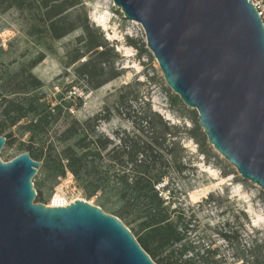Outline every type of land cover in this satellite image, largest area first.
Instances as JSON below:
<instances>
[{
  "label": "rangeland",
  "instance_id": "374dc122",
  "mask_svg": "<svg viewBox=\"0 0 264 264\" xmlns=\"http://www.w3.org/2000/svg\"><path fill=\"white\" fill-rule=\"evenodd\" d=\"M253 1L264 14V0ZM81 2L76 12L82 20L87 17L93 36L112 50L107 59L119 74L99 89H93L77 74L80 63L68 66L69 54L82 47L79 39L85 37L83 29L53 40L34 10L8 9L9 2L0 0V121L5 119L2 111L9 101L24 109L17 108L16 116L21 119L8 130L11 139L0 152V159L8 163L31 148L42 155L38 161L41 167L32 179L35 203L64 207L84 200L120 219L137 239L139 226L151 208L143 200L125 206L120 194L124 188L121 177L127 169L112 158L121 152L119 139L129 136L140 124L136 116L151 108L175 134L167 135L161 148L167 173L156 189L171 221L185 236L176 249L191 247L192 252L184 258L194 256L195 264H264V248L258 249V245L264 247V192L243 180L208 140L198 143L183 133L185 129H174L186 126L192 130L194 123L188 116L198 122V113L188 109L167 86L147 48L143 27L126 20L113 0ZM35 27L40 31L32 34ZM41 55L44 61L31 68ZM32 77L41 82L39 87L33 86ZM97 117L101 119L98 122ZM93 127L113 145L101 150L103 160L97 168L109 174L110 182L90 197L88 182L77 180L69 171L61 176L57 159L79 139L92 136ZM69 128L78 134L67 140ZM175 158L183 170L174 166ZM206 250L213 255L205 254L201 259Z\"/></svg>",
  "mask_w": 264,
  "mask_h": 264
},
{
  "label": "water",
  "instance_id": "95a60500",
  "mask_svg": "<svg viewBox=\"0 0 264 264\" xmlns=\"http://www.w3.org/2000/svg\"><path fill=\"white\" fill-rule=\"evenodd\" d=\"M209 144L264 192V21L251 0H113ZM6 138L0 137V152ZM41 163L0 159V264H156L120 219L35 203Z\"/></svg>",
  "mask_w": 264,
  "mask_h": 264
},
{
  "label": "trees",
  "instance_id": "16d2710c",
  "mask_svg": "<svg viewBox=\"0 0 264 264\" xmlns=\"http://www.w3.org/2000/svg\"><path fill=\"white\" fill-rule=\"evenodd\" d=\"M5 1L9 2L8 9L16 7L19 10H34L37 18L46 24L44 30L53 40H61L71 33L83 29L85 37L79 39L82 47L69 54L68 66L80 63L76 72L80 77L86 78L93 89H99L119 77L107 59L112 50L107 49L100 38L93 36L87 17L85 16L82 20L80 14L76 12L82 4L81 0ZM39 31L40 29L35 27L32 29V34H37L36 32ZM86 57L87 59H85ZM44 59L45 56L41 55L30 64V67L35 68ZM81 60L84 61L81 63ZM32 80L34 87L41 85V82L36 78L32 77ZM175 100L179 102V99ZM19 106L14 101H9L2 111L5 119L0 121V137L6 138L5 144H8L11 139V134L7 133L8 130L21 119L16 116ZM23 110V107H19V111L23 112ZM136 119L140 121V124L136 125L135 131L129 136L124 135L121 138L118 136L122 143L121 152L112 158L121 168L127 169V172L121 177L124 188L120 194L125 206L129 207L136 201L143 200L151 208L148 218L139 226L141 235L136 240L156 264H195L194 256L184 258L192 252L191 247L185 246L176 249L184 241L185 236L171 221L168 209L163 207L164 201L156 189L157 184L167 173L165 170L167 162L160 154L161 148L165 145L166 136L175 134L170 132L171 126L168 125V122L164 121L159 114L153 113L151 108L145 110L144 113L140 112ZM188 119L194 123L192 130L186 126H176L174 129H185L183 133L191 135L198 143H206L207 138L198 122L191 116H188ZM100 120L98 117L96 118L97 122ZM95 127L91 130L92 136L79 139L74 147H67L57 159L61 167V176L69 171L77 180L88 182V187L92 190L89 194L90 197H93L98 191H102L105 185L110 182L109 174L98 172L97 168L98 162L103 160L101 150L105 151L113 145V141L108 137L99 136L97 127ZM72 131L73 128H69L65 132L68 135L67 140L77 136V131ZM28 151L34 161L41 160L42 155L36 154L31 148ZM173 163L177 169L183 170L182 164L178 163L176 158ZM263 248L262 245H258V249ZM205 254L213 255L210 250H206L201 259Z\"/></svg>",
  "mask_w": 264,
  "mask_h": 264
},
{
  "label": "built area",
  "instance_id": "2783aa9c",
  "mask_svg": "<svg viewBox=\"0 0 264 264\" xmlns=\"http://www.w3.org/2000/svg\"><path fill=\"white\" fill-rule=\"evenodd\" d=\"M252 2H253V4L256 6V8H257V10L259 11V14H260V16L262 17V19H263V17H264V14H263V12H262V10L260 9V5L259 4H257V3H255L253 0H251ZM264 21V20H263Z\"/></svg>",
  "mask_w": 264,
  "mask_h": 264
},
{
  "label": "bare ground",
  "instance_id": "6f19581e",
  "mask_svg": "<svg viewBox=\"0 0 264 264\" xmlns=\"http://www.w3.org/2000/svg\"><path fill=\"white\" fill-rule=\"evenodd\" d=\"M68 206V205H67ZM64 207H66V206H64Z\"/></svg>",
  "mask_w": 264,
  "mask_h": 264
}]
</instances>
